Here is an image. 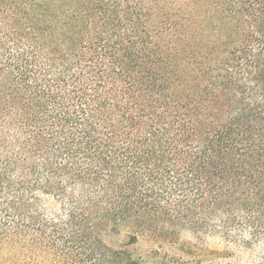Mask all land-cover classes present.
Here are the masks:
<instances>
[{
	"label": "trees",
	"instance_id": "1",
	"mask_svg": "<svg viewBox=\"0 0 264 264\" xmlns=\"http://www.w3.org/2000/svg\"><path fill=\"white\" fill-rule=\"evenodd\" d=\"M0 264H264V0H0Z\"/></svg>",
	"mask_w": 264,
	"mask_h": 264
},
{
	"label": "rangeland",
	"instance_id": "2",
	"mask_svg": "<svg viewBox=\"0 0 264 264\" xmlns=\"http://www.w3.org/2000/svg\"><path fill=\"white\" fill-rule=\"evenodd\" d=\"M112 240L114 239L112 238ZM179 243L181 245H186V246H189L190 244L195 245L199 243L201 245H205V247L209 252L224 249V243L217 237H203V236L195 235L190 232L183 233ZM170 252H171L170 254L174 257H179V256H183L185 258L188 257L185 254H182L179 247L175 248L174 250L170 249ZM241 261L242 263H245L246 259L245 258L241 259Z\"/></svg>",
	"mask_w": 264,
	"mask_h": 264
}]
</instances>
